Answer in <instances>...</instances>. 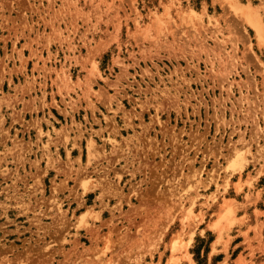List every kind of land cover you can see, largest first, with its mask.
<instances>
[{
    "label": "rangeland",
    "instance_id": "374dc122",
    "mask_svg": "<svg viewBox=\"0 0 264 264\" xmlns=\"http://www.w3.org/2000/svg\"><path fill=\"white\" fill-rule=\"evenodd\" d=\"M256 19L264 0H0V264H264Z\"/></svg>",
    "mask_w": 264,
    "mask_h": 264
},
{
    "label": "bare ground",
    "instance_id": "6f19581e",
    "mask_svg": "<svg viewBox=\"0 0 264 264\" xmlns=\"http://www.w3.org/2000/svg\"><path fill=\"white\" fill-rule=\"evenodd\" d=\"M257 19L255 21H253V25L257 28L258 37L263 42L264 41V26H262L261 23L259 22V20H257ZM241 160H242V158L238 157L236 160H234V164H239L241 162ZM240 165L244 166V164H240Z\"/></svg>",
    "mask_w": 264,
    "mask_h": 264
}]
</instances>
